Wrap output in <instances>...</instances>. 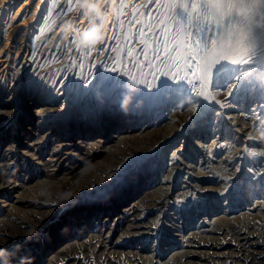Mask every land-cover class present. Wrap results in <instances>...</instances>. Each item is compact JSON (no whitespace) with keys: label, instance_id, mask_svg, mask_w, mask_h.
<instances>
[{"label":"bare ground","instance_id":"bare-ground-1","mask_svg":"<svg viewBox=\"0 0 264 264\" xmlns=\"http://www.w3.org/2000/svg\"><path fill=\"white\" fill-rule=\"evenodd\" d=\"M176 2L0 0V264H264V28Z\"/></svg>","mask_w":264,"mask_h":264},{"label":"clouds","instance_id":"clouds-1","mask_svg":"<svg viewBox=\"0 0 264 264\" xmlns=\"http://www.w3.org/2000/svg\"><path fill=\"white\" fill-rule=\"evenodd\" d=\"M207 5L206 14L201 12V0H177L174 5L188 13L204 15L212 23L232 19V26L239 30V39L246 49L249 60L258 55V45L249 42L251 33L258 28H264V0H203ZM106 0H78L76 7L82 13V19L87 21L83 27H76L74 43L81 49L95 50L97 44L104 40L105 27L109 19V11L105 10ZM115 15V9H112ZM71 28V22L68 25ZM216 71V69H215ZM250 74L264 86V71L256 68L249 69ZM264 123V122H262Z\"/></svg>","mask_w":264,"mask_h":264},{"label":"rangeland","instance_id":"rangeland-1","mask_svg":"<svg viewBox=\"0 0 264 264\" xmlns=\"http://www.w3.org/2000/svg\"><path fill=\"white\" fill-rule=\"evenodd\" d=\"M148 18H150V19H149L150 21L152 20L151 17H148ZM56 29H57V28H55V30H56ZM124 178H125V177H124ZM124 178H122V179H120V180L123 181ZM119 183H120V182L118 181V184H119ZM102 192H103V193H102ZM99 193H101V195L104 196V197H105L106 195H108V193H107L105 190L99 191ZM106 197H107V196H106ZM107 200L110 201L111 199L108 198ZM109 201H108V202H109ZM109 203H110V202H109ZM66 208H67V207H66ZM60 215H61V214H60ZM59 217H60V216H59L58 214H57L56 216H54V217L52 218V219H53L52 222H53V221L56 222L57 220H59ZM81 226H82V224H81V225L78 224L76 228H79V229H80ZM44 231H45V232H44ZM49 233H50V232H49L48 229H42V230H40V231H38V232L36 233L35 237H40V236L43 237V236L49 235ZM154 242H155V241H153V243H152L153 246H155V247L158 249V247H159L158 243H157V242L154 243ZM36 250H38V248H37ZM3 253H4L3 251L0 252V262H1V263L3 262V261H2V260H3V256H2Z\"/></svg>","mask_w":264,"mask_h":264},{"label":"snow or ice","instance_id":"snow-or-ice-1","mask_svg":"<svg viewBox=\"0 0 264 264\" xmlns=\"http://www.w3.org/2000/svg\"><path fill=\"white\" fill-rule=\"evenodd\" d=\"M78 2V0H76V3ZM71 10V8L69 9ZM106 10V9H105ZM121 14H122V6H121ZM118 21V17L116 18V20H114V22ZM48 29H45V31H47ZM227 70L224 68V65L223 63H220L217 65L216 67V80L220 82L219 86H227V82L225 79H224V76H225V72ZM214 85H215V82H214Z\"/></svg>","mask_w":264,"mask_h":264}]
</instances>
